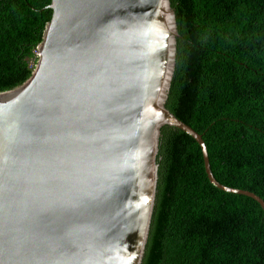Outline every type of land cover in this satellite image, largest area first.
I'll list each match as a JSON object with an SVG mask.
<instances>
[{
  "label": "water",
  "instance_id": "95a60500",
  "mask_svg": "<svg viewBox=\"0 0 264 264\" xmlns=\"http://www.w3.org/2000/svg\"><path fill=\"white\" fill-rule=\"evenodd\" d=\"M27 80L0 93V264H141L179 37L170 0H51ZM13 93L12 95H6Z\"/></svg>",
  "mask_w": 264,
  "mask_h": 264
},
{
  "label": "trees",
  "instance_id": "16d2710c",
  "mask_svg": "<svg viewBox=\"0 0 264 264\" xmlns=\"http://www.w3.org/2000/svg\"><path fill=\"white\" fill-rule=\"evenodd\" d=\"M51 0H0V93L37 57ZM178 26L165 103L201 135L220 184L264 202V0H170ZM155 206L141 264H264V215L218 190L186 133L163 126Z\"/></svg>",
  "mask_w": 264,
  "mask_h": 264
},
{
  "label": "bare ground",
  "instance_id": "6f19581e",
  "mask_svg": "<svg viewBox=\"0 0 264 264\" xmlns=\"http://www.w3.org/2000/svg\"><path fill=\"white\" fill-rule=\"evenodd\" d=\"M13 93H7L6 95H12Z\"/></svg>",
  "mask_w": 264,
  "mask_h": 264
}]
</instances>
